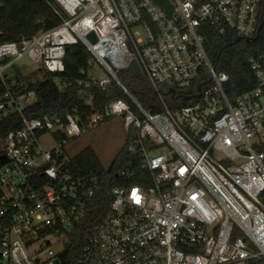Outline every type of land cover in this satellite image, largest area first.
I'll return each instance as SVG.
<instances>
[{
    "label": "built area",
    "instance_id": "1",
    "mask_svg": "<svg viewBox=\"0 0 264 264\" xmlns=\"http://www.w3.org/2000/svg\"><path fill=\"white\" fill-rule=\"evenodd\" d=\"M46 1L60 19L56 26L28 39L0 40V118H21L0 151L6 157L0 161V264H56L99 191L92 176L66 167L72 156L65 146L102 115L91 116L87 127L76 107L65 118H28L34 92L18 89L19 80L4 72L23 57L62 72L66 47L75 43L104 73L88 75L85 85L104 90L114 80L138 108L140 115L113 100L107 114L120 116L126 133L134 130L127 151L140 156L144 173L141 183L106 191L108 211L86 236L81 263L264 264V51L248 59L254 87L230 99L229 76L214 68L207 50L211 30L255 40L264 29L258 32L264 0ZM107 17L115 25L102 32ZM132 60L158 94L159 85L189 86L201 71L208 80L198 84L193 104L169 108L159 95L163 110L151 113L117 77ZM44 135L52 140L48 147Z\"/></svg>",
    "mask_w": 264,
    "mask_h": 264
},
{
    "label": "trees",
    "instance_id": "2",
    "mask_svg": "<svg viewBox=\"0 0 264 264\" xmlns=\"http://www.w3.org/2000/svg\"><path fill=\"white\" fill-rule=\"evenodd\" d=\"M157 3L160 0H154ZM60 19L55 10L46 0H0V40L20 41L31 38L40 30H48L56 26ZM237 34L227 30L218 34L211 30L207 42V50L211 63L217 71L226 72L229 76L224 85L228 98L233 99L240 92L254 87L255 80L250 69V56L264 51V29L253 41L234 40ZM64 70L51 73L40 67L19 87L22 78H18L17 88L31 90L35 94V101L25 110L28 118H43L44 116H59L65 118L74 107L77 108L80 120L87 127L90 117L101 114L100 123L107 121L111 115L107 114L108 104L113 100H123L130 108L140 115L129 96L121 89L116 81L100 90L96 85L86 86L89 79L88 68L93 63L92 55L81 44L75 43L66 47ZM117 77L126 90L147 111L153 113L163 110L159 95L169 108H179L193 104L196 99L183 100V96L197 92V85L208 80V76L201 71L200 76L187 87H172L159 85L156 92L146 76L138 70L126 67L118 70ZM78 82H81L79 84ZM207 85H203V89ZM173 90H175L173 92ZM4 91L0 83V94ZM21 118L17 113H9L0 118V147L3 139L10 132L18 129ZM135 133L130 129L125 134L122 145L118 148L108 167H105L91 146H86L72 156L66 167L74 174L92 176L96 179L99 191L82 221L75 224L73 230L64 242L63 248L57 255L61 264H82L81 256L86 236L95 224L100 222L108 211L109 197L106 191L112 187H125L141 183L144 175L140 169V156L130 155L127 144L134 138ZM134 171L128 177L120 176L121 170Z\"/></svg>",
    "mask_w": 264,
    "mask_h": 264
},
{
    "label": "rangeland",
    "instance_id": "3",
    "mask_svg": "<svg viewBox=\"0 0 264 264\" xmlns=\"http://www.w3.org/2000/svg\"><path fill=\"white\" fill-rule=\"evenodd\" d=\"M114 25V20L107 17L99 26L101 31L104 32ZM39 68L40 65L33 63L27 57H23L17 60L14 66L5 69L4 72L10 81L14 83L18 78L26 81ZM88 75L94 78L104 77V73L96 63L88 68ZM100 121L95 127L86 128L80 136L66 144L65 149L68 155L74 156L84 147L91 146L102 164L105 167L109 166L113 156L124 141L126 131L120 116L113 115L105 122L100 123ZM41 141L44 147L52 144V140L47 135H44ZM2 149L3 144H1L0 151Z\"/></svg>",
    "mask_w": 264,
    "mask_h": 264
},
{
    "label": "water",
    "instance_id": "4",
    "mask_svg": "<svg viewBox=\"0 0 264 264\" xmlns=\"http://www.w3.org/2000/svg\"><path fill=\"white\" fill-rule=\"evenodd\" d=\"M51 1L54 2V0H51ZM54 3H55V2H54ZM263 24H264V18H263L262 22H261L260 25H259L258 32L260 31V29H261V27L263 26ZM88 37H89V39H90L91 41H93V42L96 41V37H95L94 32H90V34L88 35ZM240 39H241V37H237V38L234 40V42H237V41H239ZM251 40H254V38H252V39H250V38H246V39H245V41H247V42H249V41H251ZM130 67L133 68V69H135V70H138V71L140 70V68H139V66H138V64H137V62H136V60H132V61L130 62ZM197 90H198V92H197L196 94L185 95V96L183 97V100H189V99H191V98H198V97L200 96L201 85H198ZM0 161H1V162H5V161H6V157H5L4 155H1V156H0ZM55 263H56V264H59V259H58V258L55 260Z\"/></svg>",
    "mask_w": 264,
    "mask_h": 264
}]
</instances>
